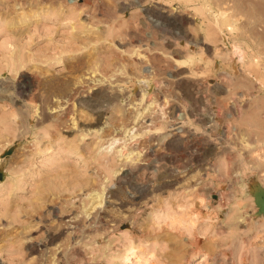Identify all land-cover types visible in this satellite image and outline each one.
<instances>
[{
	"label": "rangeland",
	"instance_id": "obj_1",
	"mask_svg": "<svg viewBox=\"0 0 264 264\" xmlns=\"http://www.w3.org/2000/svg\"><path fill=\"white\" fill-rule=\"evenodd\" d=\"M0 173V264H264V0H0Z\"/></svg>",
	"mask_w": 264,
	"mask_h": 264
},
{
	"label": "water",
	"instance_id": "obj_2",
	"mask_svg": "<svg viewBox=\"0 0 264 264\" xmlns=\"http://www.w3.org/2000/svg\"><path fill=\"white\" fill-rule=\"evenodd\" d=\"M12 151H13L12 149L5 151L1 156V158H5L7 155H11ZM0 178H2L1 173H0ZM251 194L254 197L255 203L258 208L256 216L264 215V187H262L259 184H254V188L252 189Z\"/></svg>",
	"mask_w": 264,
	"mask_h": 264
},
{
	"label": "bare ground",
	"instance_id": "obj_3",
	"mask_svg": "<svg viewBox=\"0 0 264 264\" xmlns=\"http://www.w3.org/2000/svg\"><path fill=\"white\" fill-rule=\"evenodd\" d=\"M83 96V95H82ZM93 102V101H92ZM159 129V128H158ZM263 162V161H262ZM137 200V199H136ZM241 218V217H240ZM93 226V225H92ZM60 250V249H59Z\"/></svg>",
	"mask_w": 264,
	"mask_h": 264
}]
</instances>
